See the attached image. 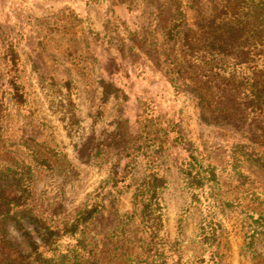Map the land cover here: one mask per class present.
<instances>
[{
	"label": "rangeland",
	"instance_id": "rangeland-1",
	"mask_svg": "<svg viewBox=\"0 0 264 264\" xmlns=\"http://www.w3.org/2000/svg\"><path fill=\"white\" fill-rule=\"evenodd\" d=\"M180 1L193 29L212 12L211 0ZM167 9L165 0H0V259L28 262L36 243L51 263L73 262L76 236L45 245L44 226L94 204L83 234L99 264L151 254L132 197L152 167L166 178L172 264H212V251L222 264H264V121H217V104L192 92L198 83L168 74ZM147 113L161 122L146 124ZM190 154L214 180L190 183ZM19 196L35 220L4 223L5 203ZM209 219L218 223L206 242Z\"/></svg>",
	"mask_w": 264,
	"mask_h": 264
},
{
	"label": "trees",
	"instance_id": "trees-1",
	"mask_svg": "<svg viewBox=\"0 0 264 264\" xmlns=\"http://www.w3.org/2000/svg\"><path fill=\"white\" fill-rule=\"evenodd\" d=\"M195 1L191 0L188 3L194 4ZM211 1L213 3L211 14L206 18L198 19L193 29L187 25L181 9V1L165 0L168 5L166 12L169 13L164 29L166 44L164 51L171 66L168 68V74H181V79L198 83L200 86L196 85L192 92L200 96L203 107L208 108L213 103L217 104L209 111L210 116L215 120H235L236 114L243 113L246 119L262 124L264 121V0ZM175 48L178 50V56L174 54ZM10 61L16 62L14 56H11ZM10 85L16 90L15 99L20 102L18 86L13 80H10ZM154 120L159 122V116L146 114V124H153ZM146 124L142 130L147 128ZM162 130L165 135L174 131L175 138L178 140L181 138L179 130L171 128L168 130L166 127ZM261 130L264 136L263 125ZM149 133V129L145 131V139L148 144L154 145ZM130 139L131 137L128 136V142ZM134 140L138 142L137 147L142 145L139 139ZM189 156L184 173L191 184L200 186L205 181L214 180L212 167L203 169L194 155ZM260 165L264 167V160ZM203 173L208 174V177H203ZM165 184L164 175L152 167L146 168V172L139 180L132 197V215L137 214L140 217L142 227L147 233L145 249L151 254L142 257L129 255L124 259L125 264H172L169 259L172 244L165 235L166 213L160 197L161 189ZM24 199L23 196H19L7 200L5 205L8 209L4 211V223L18 221L24 217L35 220L32 210L25 204ZM97 210L96 204L85 205L73 216L57 225L44 226L43 243L51 245L59 235L69 233L76 236L80 249L68 251L69 258L73 262L66 261V264H99L92 250L86 249L83 234L87 223ZM208 221L202 226L211 228L210 234H202V239L206 242L212 237L214 239V229L218 223L212 219ZM157 247L161 248V251ZM77 258L84 259L77 263L79 261ZM51 261L50 258L42 256L37 250L36 243H33L28 262L4 257L0 259V264H55ZM209 261L212 264H222L217 261L213 251L210 253Z\"/></svg>",
	"mask_w": 264,
	"mask_h": 264
}]
</instances>
